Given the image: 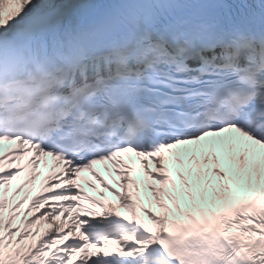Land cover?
Instances as JSON below:
<instances>
[{
	"label": "snow or ice",
	"instance_id": "6c2138e0",
	"mask_svg": "<svg viewBox=\"0 0 264 264\" xmlns=\"http://www.w3.org/2000/svg\"><path fill=\"white\" fill-rule=\"evenodd\" d=\"M6 4L18 7L6 16ZM224 140L246 152L264 147V0H0V264H69L75 253L107 248L110 240L119 252L98 251L77 264H264V186L255 159L246 156L241 169L257 171L255 188L248 174L255 194L233 204L238 194L222 183L227 194L213 189L222 211L209 215L201 208L199 219L188 213L190 224L174 219L175 233L150 208L143 211L158 226L154 232L119 216L114 203L100 205L103 218L71 212L92 213L84 201L99 203L77 183L91 170L135 217L129 185H136L139 200L136 168L122 158L131 153L162 185L149 187L171 211L163 195L176 200L177 186L165 154L181 146L211 150L219 164L215 153ZM6 143L17 147L5 151ZM29 154L35 169L44 156L64 170L47 177L55 190L33 198L22 213L27 196L12 203L8 194L20 195L11 182L25 169H5L4 162L17 164ZM104 162L116 166L123 192L94 170ZM213 171L229 179L221 167ZM211 184L202 186V199ZM185 187L194 199V185ZM37 221L54 227L25 244L40 235L31 228ZM232 229L239 234H227Z\"/></svg>",
	"mask_w": 264,
	"mask_h": 264
},
{
	"label": "bare ground",
	"instance_id": "6f19581e",
	"mask_svg": "<svg viewBox=\"0 0 264 264\" xmlns=\"http://www.w3.org/2000/svg\"><path fill=\"white\" fill-rule=\"evenodd\" d=\"M237 171H239L238 173H240V172L241 173H244L245 172V171H242V170H237ZM253 173L255 175H257V172L256 171H254ZM245 182H249V179L245 178ZM213 189H215V192L216 193H221L222 194V190L220 189V186L219 185H217V187H215ZM213 189H212V191H207V194H209V197L210 198H218V196H215L214 195ZM156 204H159V203L156 202ZM169 206H170V204H169ZM170 208H171V210L173 209V207H171V206H170ZM153 211L157 214V216L165 215L167 217V219L169 217H172L173 218V216L175 215V213H173L172 211L169 212L167 209L161 208L160 205H159L158 208L156 206H154L153 207ZM5 214H6V212H5ZM32 242H33L32 239L30 241H28V243H32Z\"/></svg>",
	"mask_w": 264,
	"mask_h": 264
}]
</instances>
